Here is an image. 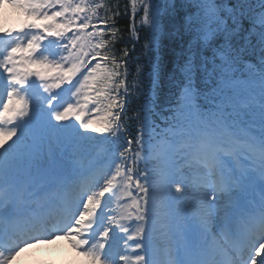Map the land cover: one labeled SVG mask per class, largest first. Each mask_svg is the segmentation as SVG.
<instances>
[{
	"label": "snow or ice",
	"instance_id": "obj_1",
	"mask_svg": "<svg viewBox=\"0 0 264 264\" xmlns=\"http://www.w3.org/2000/svg\"><path fill=\"white\" fill-rule=\"evenodd\" d=\"M6 8L0 264H264V0Z\"/></svg>",
	"mask_w": 264,
	"mask_h": 264
},
{
	"label": "bare ground",
	"instance_id": "obj_2",
	"mask_svg": "<svg viewBox=\"0 0 264 264\" xmlns=\"http://www.w3.org/2000/svg\"><path fill=\"white\" fill-rule=\"evenodd\" d=\"M17 17L18 14L10 8H6L4 12L0 14V18H2L8 26L14 25L17 22ZM43 247H46L47 249H42ZM50 248L53 249L49 253ZM28 250H31L32 252L39 251L40 255L48 258L49 261L53 260V264H71L70 259H76L74 251L67 243V241L63 239L51 244L33 246ZM27 251L20 257H18L15 261H13V264H18L20 262V259H24V257H26Z\"/></svg>",
	"mask_w": 264,
	"mask_h": 264
},
{
	"label": "trees",
	"instance_id": "obj_3",
	"mask_svg": "<svg viewBox=\"0 0 264 264\" xmlns=\"http://www.w3.org/2000/svg\"><path fill=\"white\" fill-rule=\"evenodd\" d=\"M121 23H122L123 25H126L127 22H126V20H125V21H122Z\"/></svg>",
	"mask_w": 264,
	"mask_h": 264
}]
</instances>
